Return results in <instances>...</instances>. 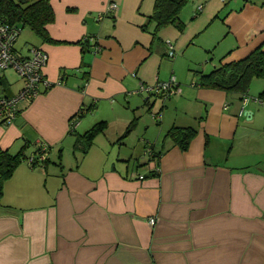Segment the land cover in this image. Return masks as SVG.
<instances>
[{"label": "crops", "instance_id": "1", "mask_svg": "<svg viewBox=\"0 0 264 264\" xmlns=\"http://www.w3.org/2000/svg\"><path fill=\"white\" fill-rule=\"evenodd\" d=\"M49 1L56 42L32 30L27 38L47 54L50 86L0 125L10 153L46 147L44 161L24 159L3 183L0 264H264V115L240 93L182 85L178 73L181 61L200 62L216 46L225 61L264 48V0H188L182 27L156 37L154 0ZM5 70L0 96H12L23 81ZM171 78L180 93L139 91ZM142 110L158 125L154 135L141 128L151 152L133 160L124 150L136 148ZM99 121L105 128L85 145L82 134ZM172 126L196 128L187 149L165 136Z\"/></svg>", "mask_w": 264, "mask_h": 264}, {"label": "trees", "instance_id": "2", "mask_svg": "<svg viewBox=\"0 0 264 264\" xmlns=\"http://www.w3.org/2000/svg\"><path fill=\"white\" fill-rule=\"evenodd\" d=\"M187 1L154 0L153 10L150 16L155 23L154 29L151 32L153 37H156L157 32L164 26L173 24L179 28L182 27L179 19V11ZM53 19L54 12L49 0H0V20L20 29L23 26H28L44 41L56 42L49 37L46 29V25L51 23ZM88 40V38H85L80 40L79 43L85 45L88 43ZM197 72L199 75L197 84L199 86L237 92L242 94L243 97L248 90L250 79L256 76L264 80V48L260 44L239 59L221 60L219 65L214 66L210 71ZM258 99L261 102L264 101V85L258 94ZM84 111L85 109L80 107L70 119V131L74 130V122H77L79 117L84 114ZM105 126L106 123L104 121H99L86 130L81 136L85 145H88L96 134L103 131ZM133 127L134 122L132 121L126 127L123 136H126ZM196 132V128L192 126H172L166 131L165 136L169 137L180 149L185 150ZM77 142H79V139ZM39 150L40 148H38V154ZM37 155L33 157H37ZM29 157L31 156L25 158L24 149H20L16 153H10L7 149L0 148V196L4 181L12 174L14 168L21 161L24 159L27 160ZM37 162V160L34 161L31 166H36Z\"/></svg>", "mask_w": 264, "mask_h": 264}, {"label": "built area", "instance_id": "3", "mask_svg": "<svg viewBox=\"0 0 264 264\" xmlns=\"http://www.w3.org/2000/svg\"><path fill=\"white\" fill-rule=\"evenodd\" d=\"M108 8L116 9L117 4L112 2ZM197 8L200 10L202 4H199ZM19 32L20 28L0 20V70L11 68L23 81L21 88L14 95L0 96V125L11 123L19 111L20 104L30 102L35 98L43 90L41 85L45 89L50 86V83L44 78L42 73V68L47 60V54L35 46H31L26 55L16 52L14 43ZM173 53L172 46H170L168 55L171 57ZM61 81L58 80L57 83ZM139 91H145L148 96L154 93L167 98L170 95L180 93V88L174 79L171 78L169 81L157 82L150 86L141 85ZM246 99L247 97L244 95L243 100L245 101ZM75 124L76 122H74L73 127ZM45 151L46 147L40 146L37 157H29L27 159L28 163L32 165L36 160H44ZM147 152H151V149L148 148ZM148 222L150 225H153L155 218L149 217Z\"/></svg>", "mask_w": 264, "mask_h": 264}, {"label": "rangeland", "instance_id": "4", "mask_svg": "<svg viewBox=\"0 0 264 264\" xmlns=\"http://www.w3.org/2000/svg\"><path fill=\"white\" fill-rule=\"evenodd\" d=\"M190 1V0H189ZM33 32L31 31V29L28 27V26H23L21 29H20V32L17 36V40L15 42V46L16 48L22 50L21 52H26L30 47H31V44H33V42L27 38V36H33ZM246 42H242L241 41V48L245 45ZM251 47V46H250ZM253 47V46H252ZM220 49V46L217 48V46L214 48V50H219ZM198 50L196 51V53L198 54ZM200 51V50H199ZM216 51H212L208 54H206V57L202 58V60L200 59V62H193L191 64H187V62L184 60L183 63L181 61V64L183 66H179V76H180V84H187V85H192L193 83H197V79H198V72L195 73V70L196 71H201V72H208L210 71V69H212V67L214 66H217L219 65L220 63V57L225 53V52H216ZM245 52H242L241 54L240 53H237V51L233 52L232 55L229 54L230 57H239L241 55H243ZM227 56V57H229ZM226 58V56L224 57ZM180 64V65H181ZM2 73V70H0V74ZM4 74H6V76L8 77H11L12 79L14 78L15 81L17 80V83L20 85L21 82H22V79L19 78L16 74V72L11 69V68H8L4 71ZM263 85H264V80L260 77H253L252 79H250V82H249V86H248V90L246 92L247 94V98L250 100V102H254L252 103L253 105L255 106H259L260 107V111H259V114H263L264 115V101L262 103H259V100H257V95L260 93V91L262 90L263 88ZM251 96H253V98L255 97V99L251 98ZM161 98L159 100H157L156 103H159L161 102ZM164 100H167V99H163ZM257 102V103H255ZM93 109H88L86 111L87 114H94V110L92 111ZM242 110H246L244 109V107L242 108ZM151 112H154L153 109L150 110ZM150 111H145V110H142L140 112V114H134L136 117H138V129H136L137 131H134V129L131 131V135H130V139L132 141H134L135 143H137L136 145V148L134 151L128 149V150H124L125 153H127V156H130V153H133L132 155L133 156V160H141V159H144V158H148V152H147V149L148 147L146 146V144L142 145L141 141L138 140V138H141L142 139V135L141 132L143 130V128H147L149 127L150 130H148V133L154 135L155 134V126H157L158 124L155 122L156 120H153L151 119V113ZM244 114V113H243ZM147 126V127H146ZM134 128V127H133ZM142 128V130H141ZM148 137L150 138H153L154 136H145V138L149 139ZM54 156H52V159H53Z\"/></svg>", "mask_w": 264, "mask_h": 264}]
</instances>
